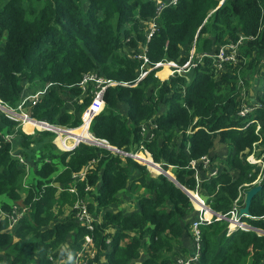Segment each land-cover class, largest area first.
<instances>
[{"label":"trees","instance_id":"trees-1","mask_svg":"<svg viewBox=\"0 0 264 264\" xmlns=\"http://www.w3.org/2000/svg\"><path fill=\"white\" fill-rule=\"evenodd\" d=\"M167 1L0 0V100L16 108L22 93L46 90L25 107L29 117L77 128L94 97L92 86L82 91L78 83L95 72L117 85L105 90L104 111L93 118L90 134L124 153L143 147L177 183L164 174L151 177L146 166L105 147L80 144L60 151L54 133L26 135L16 119L0 113V211L10 215L11 205L25 209L12 230L7 219L0 221V264H71L88 234L95 264H177L195 255L197 243L190 264H264V235L257 232H264V174L249 215L240 218L257 231L228 233L227 222L234 202L241 200L243 207L260 172L245 158L257 143L264 153V89L255 107L239 115L252 80L264 73V0H178L159 9ZM154 17L157 31L147 41ZM240 38V63L218 71L204 56ZM192 48L202 60L188 79L160 81L153 70L137 82L143 56L149 61L144 69L160 61L182 65ZM25 126L42 128L30 120ZM6 135L19 140L25 159L36 151L28 185ZM203 156L210 166H199L198 183L189 162ZM85 168L86 177L75 183L73 175ZM72 186L75 195L68 191ZM179 186L200 193L224 217L200 225L198 242L192 231L197 213ZM131 198L134 206L125 210ZM78 200L95 219L92 232L74 218Z\"/></svg>","mask_w":264,"mask_h":264},{"label":"built area","instance_id":"built-area-1","mask_svg":"<svg viewBox=\"0 0 264 264\" xmlns=\"http://www.w3.org/2000/svg\"><path fill=\"white\" fill-rule=\"evenodd\" d=\"M177 3H178V0H168L167 3L165 5H161L159 7V9H161L163 6L174 7L177 5ZM156 31H157V22H156V18L154 17L152 20H150V22L148 23L147 28H146V39H147V41H149L153 37V35L155 34ZM242 42H243V39L240 38L237 42L227 43V44L219 47L218 50L214 54L204 55V56L211 58L212 65L218 71H224L227 63L238 64L242 61L240 54H239V49H240ZM192 50H193L192 53L194 54V48ZM196 58L198 59V62L200 63L202 60V57L199 56ZM142 59H143V61H142V65H141V72H140L139 78L137 79V82L141 81L144 77H146L148 75L149 72H151L153 70L156 71V77H157V72L162 70L163 68H168L169 70L173 69L172 71H169V73H171L170 77H172V74L174 73V71H176V69H178L177 72L179 73V70L188 69L191 66V62H190L191 57H190L189 60L187 59V61L182 65H178L177 63H175L173 61H170V62L160 61V62L154 63L150 69H144V66L146 64H148L149 61H148V58L146 56H143ZM263 64H264V58H263ZM163 70H166V69H163ZM116 85H117V83L106 80V79L102 78L101 76H99L95 72H90V73L84 74L82 76L80 82L78 83V87L82 91H86L88 89V86H92V88L94 90L92 92V94L94 97H93V100H92L91 104L89 105V107L82 113L81 125L77 128H60V127H56V126H51V125L47 124L46 122H38V121H35L29 117V115L27 114V112L25 110V107L27 105H31V106L35 105L38 102V98L41 95H43L46 90H43V91L39 90V91L35 92L34 94L24 95L21 98L20 103L18 104V106L16 108L8 107L6 104H4L0 100V113L5 114L6 116L10 117L11 119L14 118V119L22 122L25 129H26V126H25L26 120H30V121H33L35 123L40 124L42 126V128H40V129L37 127H36V129H33V128L27 129V132H26L27 135H32V134H34L35 131L52 132L57 136L56 140L60 144L59 148L64 152H71L75 148H77L80 144H89V145H94V146L100 145L102 148L105 147V148H107V150H109L111 148L109 143L106 140L94 138L89 132V127H90V124H91L93 118L95 116H97L98 113H100L105 107V103L103 100V95L105 93V90L108 87H114ZM254 107L255 106L251 107L250 109H246V108L242 107V109L239 112V115L244 116L245 114L250 112L251 109H253ZM153 125L154 124L149 123L147 127H153ZM52 127H54L55 128L54 130H56L57 132L48 130V129H52ZM141 127L143 128V132L145 133V136H147V137L152 136L150 134L149 130L145 129V126L141 125ZM5 138L11 143V146H12L11 147V152H12L11 155L15 159L18 160L19 164L21 166H23V168L26 170V174H27L29 171L28 164H27L25 158L22 156V154H21L22 152H20V148L13 146V143H12V142H14L13 140H15L16 138H13L12 136H8V135H6ZM69 142L71 143V145L68 144ZM139 149H140V151H138L137 153H133V154L132 153H124L121 151L114 152V153L119 154L123 157H128L134 161H142L144 164H146L145 166H147L151 172H154L155 174L159 175L160 172L157 170L156 166L158 168H160V165L153 162L152 157L147 150H145L143 147H140ZM254 153H255V149H254L253 154H251L247 158L248 163H250L252 165H256V166L259 163L262 164V160L264 158V153L262 155H260L261 158H258V159H256ZM141 157H143V158H141ZM199 166L202 167V170H208V168L210 166L209 157L203 156L198 161L191 160L189 162V168L194 169L196 171V176L200 172ZM87 169L88 168H85L80 173L73 175V180L75 181V183L82 181L86 177ZM263 171H264V168H263V166H261L258 177L252 183V185L254 187L261 185L260 184L262 182L261 174ZM216 173H217L216 170L211 171L210 173H208V178L215 176ZM196 181H197V177H196ZM86 190H87V188H86ZM68 191L70 194H73V195H75V193H76V189L74 186L69 188ZM189 193H190V197H189L190 201L192 202L194 211L197 213V220H195L192 224V231L194 233V236L196 237L195 238L196 241L198 242L200 239V236H199V226L200 225H203V224L208 225L213 221V219L221 220L224 217L220 216L219 214L212 212L210 210V208L205 204V201L198 195L197 192H189ZM237 202H238V200L235 202V205H237ZM11 209H12V211H11L10 215L0 211V221H1V219H3V220L7 219L9 221V229L12 230L18 222V218L25 214V209H20L19 206H17V205L16 206L11 205ZM73 209L75 211L74 218H75L76 222L81 227L85 228V230L87 232H92L94 229L95 219H94L93 215L88 211L87 206H86V202H84L82 200H78L74 204ZM238 218H239V211L236 208H234L233 211L230 213V218L227 219V221L229 222V225L231 223L230 228L228 227V233H230L236 229H241L243 231H257L254 228L247 225L246 223L241 222ZM231 228H233L234 230H230ZM257 232L264 234V232H262V231H257ZM92 244L93 243H92L91 236L89 234L86 235L84 237V240H83L82 248L74 255L71 264H95V262L93 260L95 258L96 253H95V249H92ZM197 252H198V243H197ZM196 253L187 262H183L181 260V261H179V263L190 264L191 262H194L197 258ZM50 260H51V258H50Z\"/></svg>","mask_w":264,"mask_h":264},{"label":"rangeland","instance_id":"rangeland-1","mask_svg":"<svg viewBox=\"0 0 264 264\" xmlns=\"http://www.w3.org/2000/svg\"><path fill=\"white\" fill-rule=\"evenodd\" d=\"M84 8H85V5H84ZM193 49V48H192ZM191 49V51H190V55H189V58L191 57V59H190V62H191V66L188 68V69H184V70H179V73L177 72V70L178 69H176V71H174V73L172 74V76H174V75H176V76H178V77H180V76H183V77H185V78H189L190 76H192L193 75V71H194V69L196 68V66L198 65V59L195 57V55L192 53V50ZM189 58H188V60H189ZM163 69H166L167 70V74H166V76L169 78L170 76H171V73H169V71H172L173 69H171V70H169L168 68H163ZM163 69L162 70H160V71H158L157 72V77H158V79L160 80V81H165V80H167L168 78H164V76L163 75H159V73L161 72V71H163ZM139 75H140V72H139ZM251 84L252 85H254V88L251 90V92H253L255 95H258V94H260L261 93V91H262V89L264 88V73H261L260 75H258V76H256L255 78H254V80H252V82H251ZM25 86H27L26 84H24V87ZM28 87V86H27ZM35 93V92H34ZM25 95H27V94H25ZM248 95L250 96V98L248 97ZM248 98H249V101L251 100V99H255V98H252V96H251V94H250V91H249V94H246L245 95V99H246V101H245V103L243 104V107L244 108H246V109H250L252 106L251 105H249V104H247V103H250L249 101H248ZM122 113H124L123 111H122ZM18 121V120H17ZM19 122V126H18V129H20L21 130V132L22 133H24V134H26L27 135V129H29V128H27V129H25L24 128V126H23V123L22 122H20V121H18ZM53 131H56V130H54V129H52ZM37 131H35L34 132V134H32V137H35V138H37L38 136H37V133H36ZM256 132H258V130H256ZM55 138L57 139V136H55ZM54 138V139H55ZM14 142H12L13 143V146H15V147H17V148H20V146H19V140L18 139H15V140H13ZM177 143H179V141L177 140ZM254 149H255V157H256V159H258V158H261V154H259V152H260V149H261V145H259L258 143L257 144H255L254 145ZM107 150V149H106ZM109 151V150H108ZM33 153V156H35L33 159H32V157H30V155L28 154L26 157H27V159H25L26 160V162H27V164H28V167H29V171H28V173H27V176H26V178H25V185H28V184H30V182H32L31 180H29V178L33 175V170H35L36 168H37V166H36V164L34 163V160H35V158H36V151H33L32 152ZM221 153V154H220ZM225 154H226V152H225V150L223 151V150H220L219 151V153H218V156L221 158L222 156H225ZM249 156H247L246 158H245V162L246 163H248V161H247V158H248ZM31 158V159H30ZM224 158V157H223ZM135 162H137L139 165H141V166H143V167H145V165L146 164H144L142 161H135ZM248 164H250V163H248ZM159 165V164H158ZM250 165H252V164H250ZM161 166V165H160ZM257 166L259 167V168H261V166H263V168H264V158H263V160H262V164L261 163H259V164H257ZM30 167H32V170H30ZM147 167V166H146ZM145 167V168H146ZM160 169H161V167H160ZM147 172H148V174L151 176V177H155V176H157V174H155L154 172H151L149 169H148V167H147ZM163 171V170H162ZM160 172V171H159ZM167 173H169V172H167ZM264 174V171L262 172V174H261V176ZM169 175H171L170 173H169ZM172 176V175H171ZM33 177V176H32ZM179 188H182V187H180L179 186ZM184 189V188H183ZM182 190V189H181ZM129 193V191H126V193H125V195H127ZM142 192H137V193H135V195H132L133 196V198H135L137 195H139V194H141ZM124 194V193H123ZM200 194V193H199ZM198 194V195H199ZM200 196V195H199ZM133 198H131L130 200H127L126 201V204H124V206H125V210L126 209H131L133 206H134V203H132V199ZM236 202V201H235ZM235 202H234V208H236L238 211L240 210V207H239V205L241 204V200L240 201H238L237 202V205H235ZM121 206V205H120ZM233 208V209H234ZM228 222V221H227ZM230 226H231V223H230V225H229V228H230ZM230 230H234L233 228H231ZM254 232V231H253ZM258 233H260V232H258ZM261 234V233H260ZM262 235H264L263 233H262ZM60 253H61V251H60ZM142 257H144V255L142 256ZM59 259H60V261H61V258H60V256L58 257ZM51 261H53L52 260V258H51ZM55 261V263L56 264H58L59 263V261H58V259L57 260H54ZM179 261H181V260H178L177 261V264H181V263H179ZM183 261V260H182ZM188 261V260H187ZM187 261H183V262H187ZM103 264V263H102ZM183 264V263H182Z\"/></svg>","mask_w":264,"mask_h":264},{"label":"water","instance_id":"water-1","mask_svg":"<svg viewBox=\"0 0 264 264\" xmlns=\"http://www.w3.org/2000/svg\"><path fill=\"white\" fill-rule=\"evenodd\" d=\"M221 3L222 2H220V4ZM52 129H55V128L52 127ZM97 146L101 147L100 145H97ZM109 150L112 151V152H118L119 151V150H117L115 148H112V147ZM156 168H157L158 171H160V174H164L172 182H174L177 185V183L175 182V179L171 175H169V173H167L165 171H162V169L158 168L157 166H156ZM262 188H263V186L259 185V186H255V187L251 188L250 190L246 191L243 207H241L240 210H239V218H238L239 220H240L241 217L249 215L251 202H252L253 198L261 191ZM180 189H182V191L185 192L186 195L190 197L189 191H186L183 188H180Z\"/></svg>","mask_w":264,"mask_h":264},{"label":"crops","instance_id":"crops-1","mask_svg":"<svg viewBox=\"0 0 264 264\" xmlns=\"http://www.w3.org/2000/svg\"><path fill=\"white\" fill-rule=\"evenodd\" d=\"M166 74H167V70H163V71H161L160 73H159V75L161 76V75H163L164 76V78H168L167 76H166ZM254 88V85H253V87L251 88V90ZM264 89V88H263ZM262 89V90H263ZM251 90H250V94H251V96H252V98H255V99H251L250 101H249V98H250V96L248 95V101L250 102V103H247V104H249V105H251L252 107L254 106V105H256L255 104V100H256V96L257 95H255L253 92H251ZM262 92V91H261ZM24 96V93H22V95H21V98ZM245 101H246V99H245ZM245 101H244V103H245ZM105 108V107H104ZM104 111V109L100 112V113H102ZM100 113H98V115L100 114ZM39 132H41V131H39ZM29 136H32V135H29ZM53 143H54V145H55V147L56 148H58V150H60V151H62L60 148H59V146H60V144L58 143V141L56 140V138L53 140ZM69 145H71V143L69 142L68 143ZM64 152V151H63ZM110 152H112V151H110ZM221 154V153H220ZM224 156H222V158H223ZM197 181H198V183H200L201 182V179H200V177H199V174H197ZM29 180H31V177L29 178ZM124 206V205H123Z\"/></svg>","mask_w":264,"mask_h":264},{"label":"bare ground","instance_id":"bare-ground-1","mask_svg":"<svg viewBox=\"0 0 264 264\" xmlns=\"http://www.w3.org/2000/svg\"><path fill=\"white\" fill-rule=\"evenodd\" d=\"M105 149H107V148H105ZM141 158H143V157H141Z\"/></svg>","mask_w":264,"mask_h":264},{"label":"clouds","instance_id":"clouds-1","mask_svg":"<svg viewBox=\"0 0 264 264\" xmlns=\"http://www.w3.org/2000/svg\"><path fill=\"white\" fill-rule=\"evenodd\" d=\"M57 127V126H56Z\"/></svg>","mask_w":264,"mask_h":264}]
</instances>
